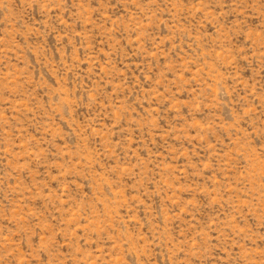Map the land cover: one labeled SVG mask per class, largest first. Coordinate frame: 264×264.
<instances>
[{"label": "rangeland", "instance_id": "rangeland-1", "mask_svg": "<svg viewBox=\"0 0 264 264\" xmlns=\"http://www.w3.org/2000/svg\"><path fill=\"white\" fill-rule=\"evenodd\" d=\"M0 264H264V0H0Z\"/></svg>", "mask_w": 264, "mask_h": 264}]
</instances>
